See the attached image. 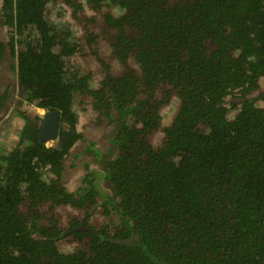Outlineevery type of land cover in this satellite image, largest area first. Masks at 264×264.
Listing matches in <instances>:
<instances>
[{"label":"trees","instance_id":"1","mask_svg":"<svg viewBox=\"0 0 264 264\" xmlns=\"http://www.w3.org/2000/svg\"><path fill=\"white\" fill-rule=\"evenodd\" d=\"M48 1L0 0V25L11 34L28 99L60 111L69 126L60 129L64 151L73 141L74 97L103 105L89 88L91 73L78 78L65 67L74 49L44 21ZM93 1L113 9L103 21L117 33L114 55L125 69L100 81L115 88L107 110L146 94L126 106L140 122L131 143L123 141V156L135 153L133 168L114 173L117 202L97 208L93 198L63 196L58 179L43 178L44 169L60 168L62 151L39 142L42 119L24 117L19 143L0 156V264H264V107L248 98L264 78V0ZM131 55L139 72L127 66ZM171 96L179 104L163 127L158 108ZM160 128L166 143L152 149L144 136ZM46 204L87 210L68 229L53 219L46 227L39 212ZM72 236L80 248L64 255L57 243Z\"/></svg>","mask_w":264,"mask_h":264},{"label":"flooded vegetation","instance_id":"2","mask_svg":"<svg viewBox=\"0 0 264 264\" xmlns=\"http://www.w3.org/2000/svg\"><path fill=\"white\" fill-rule=\"evenodd\" d=\"M165 1L167 3V0ZM94 3L96 2L93 0H49L43 11V18L52 28L50 32L55 35L56 41H63L74 49L70 58L63 57L65 67L68 68L71 75L77 73L78 78L91 73L89 88L92 92H100L101 96L98 98L101 101L100 106H103L97 108V99L93 96H81L76 93L77 96L74 97V102L71 105L75 124L73 141L68 146L69 149L63 151L61 148V139L65 138L60 129L68 132L70 128L69 126L66 129L63 127L61 112L58 110H52L59 112L60 115L56 138L39 142L43 143L45 148L62 151L59 157L60 168L55 169V172H53L54 170L50 171L49 168L44 169L47 172L44 171V180L58 179L63 196L67 195L73 199L84 196L85 201L88 198H93L99 208L108 198L117 202V197L113 194L114 187L111 185L116 177L114 173H120L122 169L120 174L129 175L133 168L135 153L131 148V154L124 157L122 151L127 146L123 145V141L131 143L127 136L130 129L140 128V122L133 119V115L128 112L126 106H135L139 97L145 99L146 94L135 95L130 100L132 102L121 108L116 104L115 107L110 106L107 110L108 102L112 99L110 89L115 90V88L110 84L102 86L100 81L104 80L106 73L113 77H119L125 69L114 55L115 50H118L115 47L117 33L115 30L107 28L103 21L104 15L113 13V9L110 10V7H105L102 5L103 3L99 2L98 9L93 5ZM10 35L7 27L0 25V119L7 117L6 122L0 127L3 137V142L0 141L3 144H0V156L9 153L19 143L21 131L25 126V118L39 117L40 121L41 119L43 121L44 114L51 111L40 108L30 101L22 86L19 85L17 54L15 53L14 56L11 54ZM30 35L33 39L38 38L35 31ZM18 49V46L15 45V50L18 51ZM59 50V45L53 48L54 52ZM132 58L134 59L133 55L128 59L127 66H130L133 71L139 72L138 64ZM135 74L138 75V73ZM261 93L264 95V78L258 82V91L248 96V98H257L255 107L260 109L264 107V100H258V95ZM153 98L156 101L160 100L157 93L153 95ZM246 99L247 97L244 98L245 101ZM178 104L179 101L171 96L167 105L158 108L163 127L171 125ZM235 115L228 114L227 118L232 120ZM121 123L124 124L121 125ZM40 125L42 127V124ZM41 129L37 134L38 140ZM162 129L144 136L145 143L152 149L158 150L166 143ZM2 165L0 162V178L1 172L2 174L4 172L5 163ZM85 210L87 209H79L70 204L51 209L46 204L39 209L42 215L40 224L48 227L53 219L56 227L68 229L71 226L70 223L82 221L84 216L82 211L85 212ZM103 219L100 217L98 220L102 221ZM76 229L75 231L83 230L81 227H76ZM78 243L80 244L79 240L72 236L65 240L61 239L57 243V247L61 253L69 255L80 248Z\"/></svg>","mask_w":264,"mask_h":264},{"label":"water","instance_id":"3","mask_svg":"<svg viewBox=\"0 0 264 264\" xmlns=\"http://www.w3.org/2000/svg\"><path fill=\"white\" fill-rule=\"evenodd\" d=\"M59 120L60 115L57 111H49L44 114L39 137L40 142H46L56 138ZM127 243H130V241Z\"/></svg>","mask_w":264,"mask_h":264},{"label":"rangeland","instance_id":"4","mask_svg":"<svg viewBox=\"0 0 264 264\" xmlns=\"http://www.w3.org/2000/svg\"><path fill=\"white\" fill-rule=\"evenodd\" d=\"M1 126H3V123H0V127ZM0 141H2L3 142V137L1 136V133H0ZM1 144V143H0ZM1 145H3V144H1Z\"/></svg>","mask_w":264,"mask_h":264}]
</instances>
